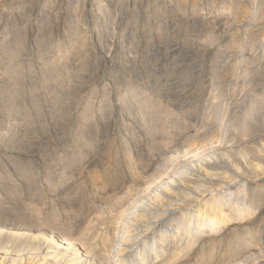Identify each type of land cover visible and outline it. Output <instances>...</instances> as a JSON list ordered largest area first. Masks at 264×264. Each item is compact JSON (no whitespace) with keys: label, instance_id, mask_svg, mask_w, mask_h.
Here are the masks:
<instances>
[{"label":"rangeland","instance_id":"rangeland-1","mask_svg":"<svg viewBox=\"0 0 264 264\" xmlns=\"http://www.w3.org/2000/svg\"><path fill=\"white\" fill-rule=\"evenodd\" d=\"M238 5L254 10L240 18ZM262 7L264 0H0V214L35 227L66 224L75 238L88 231L106 253L112 217L137 199L148 203L169 176L195 182L204 169L223 170L237 175L236 191L253 188L264 102L245 114L264 91ZM245 32L252 43L240 51ZM213 104L228 114L223 129ZM200 145L205 153L184 150ZM104 177L103 191L95 181ZM221 184L216 195H224ZM191 189L184 191L195 196ZM257 190L247 198L259 205L227 227L246 232L232 237L239 243L264 241V186ZM179 216L169 211L159 229L173 230ZM228 236L216 253L231 251Z\"/></svg>","mask_w":264,"mask_h":264},{"label":"bare ground","instance_id":"bare-ground-1","mask_svg":"<svg viewBox=\"0 0 264 264\" xmlns=\"http://www.w3.org/2000/svg\"><path fill=\"white\" fill-rule=\"evenodd\" d=\"M252 10L254 9H247L244 5H238L237 14H239L240 18L249 17ZM258 15L264 17L263 7ZM252 37L251 32H245L243 34V41L238 44L237 49L240 50L245 45H250L252 43L250 42L253 39ZM259 46H261V55H263L264 37ZM258 61L263 62V57L259 58ZM259 64L260 66L257 69L262 72L261 74L264 77V64ZM244 75H250L248 68L244 69ZM221 93L220 90L213 94L215 96L214 103L220 101ZM262 102H264V91L251 104L245 114V118L253 114L258 108L257 105ZM212 107L213 111L211 115L216 121L217 118L220 119L216 123L219 126L218 128L223 129L227 125L225 121L228 118V114L214 107V104ZM144 111L155 113L154 107L150 103L144 105ZM206 117L209 118V115ZM212 121L210 120L209 123ZM122 142L124 144L126 143L125 152L129 153L127 159H132V154L130 153L132 144L124 140ZM204 143L206 144V142ZM258 146L255 150L257 151L259 148L261 153L258 159H256L257 157L255 158V162L254 160L250 162L253 179L255 180L253 188L248 189L246 186L247 183L246 185L243 184L244 186L236 191L235 183L237 181V175L231 172L226 173L223 170H217L213 173L208 171V169H204L201 177L203 179L195 182H193L194 180L189 181L182 177L177 179L174 176H169V181L156 185L160 190H155L154 193L151 192L152 195L149 194L151 197L148 203L141 202L137 199L125 211L121 209L123 213H119L120 215H116L115 218H113L114 216L112 217L115 223H117V228L112 239L109 241L110 246H107L109 248H107L106 253L98 250L97 239L95 240L94 237H90L88 235L89 233H86L88 231L78 233L75 238L72 227L66 226V224L64 226L54 221L55 223L53 222L54 224L50 225L52 224L49 223L50 221L45 223L46 220L41 219L44 222L42 223L41 221L43 226L35 227L30 225V222L16 220L9 215L0 214V264H244L252 258L254 260L257 259V257V264H263L264 241L259 239L260 236L259 238L256 236L253 237L255 241L251 242V237H247L246 242L239 243L233 240L234 238L232 239V237L239 238L240 236H246V232L241 233V231H238L234 233L227 228L232 225L231 223L235 219L237 223L243 220L241 212L246 211L252 205L258 206L260 203V199L254 197L247 198L250 193L251 195H255L258 192L257 189L264 186V144ZM188 147L184 150H187L186 152L190 153L191 156L205 151V145L204 147L201 145L199 147ZM256 153L258 154V152ZM231 162V167H234L233 169H236L240 173V165L233 164V161ZM245 163L248 162L245 161ZM129 168H132V164L129 165ZM200 168L203 169L202 167ZM208 177L212 178L208 180ZM105 178L95 181L96 184L102 186V189H106L108 185L107 181L109 179ZM175 181H179L183 187L177 190L172 185V182ZM219 183L224 184L222 187H224L225 192L221 196L216 195L215 189H213ZM185 188H192L194 192L196 191L195 196L184 191ZM147 190L149 189L146 188L144 191ZM260 192H264V190H260ZM193 198L196 209L192 211L191 200ZM246 198L248 200L245 203H240ZM139 204L141 205L139 206ZM169 211L174 213L179 212L181 216L177 218L174 226L172 225L173 227L171 229L173 230L163 228L161 230L158 227L159 225H157L158 221L167 215ZM30 227L33 228L30 229ZM95 232L99 235L97 231ZM226 236H228L227 240L232 239L228 248H231V251L216 253L215 248L218 244L220 245L222 243ZM174 241L175 243L172 248H169L170 245L169 247H165L167 243L171 244ZM195 244L199 246L197 249L192 247ZM25 250L26 252H23ZM104 251L106 250L104 249Z\"/></svg>","mask_w":264,"mask_h":264}]
</instances>
